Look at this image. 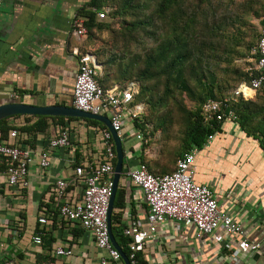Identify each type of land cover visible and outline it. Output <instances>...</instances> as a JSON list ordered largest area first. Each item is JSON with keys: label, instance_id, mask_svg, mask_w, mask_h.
I'll list each match as a JSON object with an SVG mask.
<instances>
[{"label": "crops", "instance_id": "crops-1", "mask_svg": "<svg viewBox=\"0 0 264 264\" xmlns=\"http://www.w3.org/2000/svg\"><path fill=\"white\" fill-rule=\"evenodd\" d=\"M88 1L3 0L0 104L20 101L71 105L78 67L74 51L84 39L73 34L71 21ZM23 115L12 117L9 123L22 126L35 119L28 120ZM48 120L50 124L45 131L34 135L18 131L16 137L19 144L34 154L26 176L27 186L18 188L8 184L9 162L0 157V264H98L105 251L96 246L91 232L58 216L52 190L56 179L65 178L70 181L66 198L70 201L81 198L84 184L81 180L72 181L74 167L103 159L101 129L107 127L99 120L94 123L82 117L65 116L62 122L58 120L60 125ZM222 121L220 129L212 133V139L202 148L196 147L193 179L209 186L220 208L241 224L244 237L260 241L261 247L243 252L238 246L239 236L227 237L219 230L203 235L193 225L168 220L158 225L155 234L144 242L142 254L148 264H264V150L257 135L247 134L235 119L226 117ZM132 123L127 122L122 129L127 128L130 133H123L121 139L123 167L117 186L126 190V204L122 208L113 206L111 215L119 214L122 228L131 221L146 228L147 204L126 172L140 162L147 167L149 164L156 174L171 172L175 165L170 163L171 170L162 172L163 163L168 162L163 148L158 147L155 136L147 138ZM61 128L68 130L71 146L50 148V138ZM45 150L50 165L42 168L37 159ZM200 151L202 173L195 180V160ZM42 205L46 206L48 219L44 225L37 221L44 211ZM38 233L40 244L33 242V235ZM57 246L68 247L71 253L59 256L55 253Z\"/></svg>", "mask_w": 264, "mask_h": 264}, {"label": "built area", "instance_id": "built-area-1", "mask_svg": "<svg viewBox=\"0 0 264 264\" xmlns=\"http://www.w3.org/2000/svg\"><path fill=\"white\" fill-rule=\"evenodd\" d=\"M2 3L3 0H0V6ZM96 15L98 19H104L106 10H97ZM84 20V17L76 15L71 21L72 32L78 38H85L87 34ZM74 53L77 55L78 67L72 86V105L87 112L105 115L122 139L124 125L142 113L144 104H132L134 89L131 85L123 89L119 86L103 89L95 78L98 63L94 54L90 51L81 52L78 48ZM246 61L248 62L245 66L247 81L240 82L229 98L223 101L207 99L202 104L205 122L212 125L211 120L220 122L226 117L235 119L234 111L228 108L229 102L264 86V17L261 20L257 39L249 48ZM101 132L103 159L95 164H79L74 167L72 181L81 180L84 184L81 198L78 201H70L66 198L70 181L65 178L55 180L52 193L57 200L58 216L91 232L96 246L105 251L98 264H124L119 250L110 240L107 223L116 153L111 143V132L107 128L101 129ZM17 134L16 129H10L7 137L2 138L0 135V157L9 162L6 169L8 184L19 188L28 184L26 176L29 166L34 161V154L30 148L18 143ZM212 137L213 134H210L206 141H210ZM48 146L70 147L68 130L61 128L54 137L50 138ZM196 152V147L186 150L177 158L175 168L168 173L153 174L142 162L127 170V177L142 193L148 208L146 228H140L136 221H131L130 225L122 230L125 236L130 237L128 258L131 264L134 263L135 254L144 250V242L155 234L157 226L168 220H175L183 225H193L203 235L219 230L227 237L239 236L241 239L238 246L243 252L255 251L261 247L260 241H250L244 237L241 224L220 208L209 186L194 181L193 162ZM37 160L42 168L50 165L46 150L38 154ZM42 206L44 211L37 217L40 225L48 222L46 206ZM33 242L41 243L39 233L33 235ZM55 253L66 256L71 253V249L57 246ZM6 264L10 263L6 262Z\"/></svg>", "mask_w": 264, "mask_h": 264}, {"label": "trees", "instance_id": "trees-1", "mask_svg": "<svg viewBox=\"0 0 264 264\" xmlns=\"http://www.w3.org/2000/svg\"><path fill=\"white\" fill-rule=\"evenodd\" d=\"M109 0H89L87 6L83 7L79 10V16L85 18L84 25L87 29L86 37L82 40V45L79 47L81 52L90 51L94 54L96 61L99 65H101V69L96 71L95 78L98 84L103 89L111 88L115 82V76L110 72L109 65H114L117 57L120 59L118 53H111L108 56L104 55L100 52H94L95 50H91L89 48L90 44H92V39L97 35V31H101L106 29L109 25L103 21V19L97 18V10L105 9L106 16L110 15L113 19L118 16L120 19V29L118 30L117 34H114L113 38L114 41H120L121 48L127 47L128 45L131 47L133 43H136L138 46L143 44L145 45L144 40H149L150 38L153 40L155 37V33L152 31V24L154 22V17L162 18L165 22L172 23L173 29L172 33L174 34L172 37L173 39H168L159 44H155L154 48L145 50L147 51L140 56L138 52L132 53V56H129L130 59L128 63L125 64L123 60L117 61L118 71L122 75H128L133 73V67L139 62L140 58H142V62L144 63L143 67H141L138 72L137 76L140 77L142 80V85L139 86L138 92L134 93L132 104L138 103H146L147 108L142 111L140 115L132 120V125L137 130L143 132L147 138H153L156 132L161 134L160 139L165 143L167 141V136L165 135L164 129H167L168 123H166V117H161L158 119V123L152 124L150 127L147 122L148 111L150 107L154 108L155 106H164L169 98L171 97V84L174 83H181V87H186V80L181 77L182 70L186 65V61L190 58V50L188 48V39L183 36H180V32H175L174 25L179 27H183L186 29L189 25L188 22L192 21L193 17H189V20L182 23L181 20V13H175L172 11V7L177 4V0H159L154 5L151 4L152 9L150 14H144L142 16H137L136 18L126 19L123 18L124 14H135V10L140 6L145 8L149 7V2L146 3L143 0H120V7L119 9L116 8L110 12L107 9ZM264 8V7H263ZM264 13V9H263ZM138 15V14H137ZM105 19V18H104ZM237 18L233 19L232 21L228 22L231 24H235L238 20ZM205 30L202 32V44H211V48L213 46L212 38L217 35L219 31V26H217L216 22H212L211 25H206ZM210 34V36H209ZM257 39V37H256ZM255 39V41H256ZM251 43L247 49V54L249 48L255 43ZM144 48V47H143ZM210 48V47H209ZM156 49V51H155ZM231 50L221 49L220 53L217 54L216 58L219 61H229V54ZM233 51V50H232ZM245 53L241 54L244 55ZM246 55V54H245ZM127 57V58H129ZM130 62V65H129ZM110 69V70H108ZM225 71V69H222ZM237 77V85L240 82L247 81V74L245 72V66L241 69H237L236 71ZM193 74H195L193 72ZM201 75V74H200ZM197 75V76H200ZM130 76V75H129ZM164 78V90L165 94L156 96L153 94H149L148 89V81L150 79L156 78ZM206 78V80H204ZM204 80V81H203ZM197 81L202 85L201 90L205 92L198 95V105L194 111L186 110L188 115L187 123L185 124L184 131L182 133V144L175 153H177V157L175 158L174 162H171L175 165L177 158L182 156V154L192 148L198 147L202 148L206 142L207 137L212 134L216 129H220V125L222 122H217L215 120H211L212 125L204 121L203 114H202V104L207 99H214V100H221L223 101L225 98H229L231 94L221 93V89L223 88V84L220 81L223 79H218L217 74L215 73L214 69H210L208 74L202 73V79L197 77ZM219 81V83H218ZM131 82V80L126 79L119 82L118 86L120 88H125ZM144 103V104H145ZM72 105V102H71ZM73 106V105H72ZM228 108L232 109L236 115L235 121L239 123V125L244 128L245 132L249 135H257L259 145L261 149L264 150V86L259 89H255L251 91L247 95L238 96L235 101L231 100L228 104ZM21 114H16L12 116L5 117L0 120V135L2 138H5L7 133L10 129H17L19 133H27L35 134L38 131H45L49 126V118L52 122L59 123L62 122V119L65 116H50V115H26L24 114L28 120L35 118L33 122H28L22 126H15L10 124V119L12 117H18ZM68 119H72L75 117H67ZM88 121L99 123L96 120L88 119ZM166 123V124H165ZM62 124V123H61ZM60 125V123H59ZM149 126V127H148ZM164 135V136H162ZM149 141V140H148ZM111 143L115 151L114 143L111 138ZM170 153V151L168 152ZM168 159V157H167ZM5 160V159H4ZM116 159L114 160V164ZM76 166V165H75ZM6 167V166H5ZM164 167H167L166 165ZM148 169L153 173L154 169H152L148 164ZM162 169V168H161ZM158 172V171H156ZM131 181V180H130ZM126 190L123 187L117 189L114 199L113 206L115 208H122L126 204ZM46 205V204H45ZM111 230L114 235V238L118 245L122 248V250L126 253L127 256H130V249L128 247V242L130 241V237L125 236L123 234V228L120 227V216L119 214L112 213L111 215ZM143 252L138 251L135 254L134 263L133 264H148L147 261L143 257ZM132 260V259H131Z\"/></svg>", "mask_w": 264, "mask_h": 264}, {"label": "rangeland", "instance_id": "rangeland-1", "mask_svg": "<svg viewBox=\"0 0 264 264\" xmlns=\"http://www.w3.org/2000/svg\"><path fill=\"white\" fill-rule=\"evenodd\" d=\"M143 1L145 3L147 1L149 4L152 3V5H154V3L159 0ZM119 7L120 0L108 1L107 9L110 10V12L116 8L119 9ZM149 7L150 8H145L140 6L135 10V14H124L123 18L131 20L137 16H142L147 13L150 14L152 9L151 4ZM263 9V0H177V4L172 7L173 12H177L178 14L181 13L182 23L188 21L189 17H193V19L188 22L189 25L186 29H183V27L181 29V27L174 25L176 26L174 29L175 32H180V36L188 39L190 58L186 61L181 76L186 80V87L182 88L180 82L171 84V94L169 95L173 98H169L164 106L157 105L154 108H148L149 115L147 117V122L150 127L152 124L158 123V119L161 117H166V123H168L169 126L167 129H164L165 135L168 138L165 143H162L164 141L160 139V133L156 132L152 135L153 137L155 136L154 139L156 138L158 147L163 148V153L166 154V158L168 157V162L165 161L162 165V172L166 171L168 168L171 170L170 163L174 162L177 157V153H175V151L173 152V150H177L182 144V133L188 120V115L185 111H194L198 105V95L201 94V91L202 93L205 92L201 90L202 85L197 81V77L202 79V73L208 74L210 69H214L217 78L223 79V81H220V83L223 84L221 93H233V89L237 86L238 82L236 71L237 69L243 68L248 63L246 61L247 49L258 35L259 26L264 16ZM235 18L238 20L235 24L228 23ZM103 21L109 26L104 30L97 31V35L92 39L93 41H91L92 44H90L89 48L95 50L94 52L103 53L105 56H108L110 52H117L122 58L119 59L117 57L115 64L109 65L111 70L108 69L115 76L113 86H118L120 84L119 82L122 80L129 79L131 82L127 86L131 85L134 89V93H137L139 86H143L142 80L137 76L138 70L144 66L142 62L143 57H139V62L133 67V73L128 75L119 73L117 61L123 60L126 64L130 59L129 56H132V53L138 52L140 56L143 53L145 55L147 52L145 50L154 48L155 44L173 39V24L171 22H165L162 18L154 17L151 28L155 33L153 40L151 38L149 40H144L145 45L141 44L138 46L136 43H133L131 47L128 45L127 47L121 48L122 43L112 39L114 34H117L120 29V19H118V16L113 19L108 15ZM213 21L219 26V31L216 36L211 37L214 46L211 48V44H202V32L205 30V26L211 25ZM221 49L231 50L229 54V63L228 60L219 61V59L216 58ZM243 53L246 55H241ZM221 68L225 69V71H222ZM100 69L101 65H99L98 70ZM193 72L195 74H193ZM204 80H206V78ZM148 84L149 90L147 91L149 94L159 96L166 93L164 90L163 77L150 79ZM144 106L146 109L147 104L145 103ZM123 133L128 135L130 131L126 128ZM150 143H152V141ZM169 151L170 153H168ZM201 151L197 154L195 160V180H197L202 173V163H200L202 157ZM165 165L167 167H164Z\"/></svg>", "mask_w": 264, "mask_h": 264}, {"label": "water", "instance_id": "water-1", "mask_svg": "<svg viewBox=\"0 0 264 264\" xmlns=\"http://www.w3.org/2000/svg\"><path fill=\"white\" fill-rule=\"evenodd\" d=\"M16 114H26V115H50V116H72V117H82L88 119H95L103 122L106 127L111 132V136L114 141L115 151H116V163L114 167V176H113V188L111 197L108 204V213H107V223L110 232V240L112 244L119 250L122 260L124 264H131L128 256L122 250V248L116 242L114 235L111 230V212L113 208L114 197L116 193V189L118 186V180L120 174L122 173L123 167V148H122V140L116 133V131L111 126L110 120L100 114H94L91 112H87L81 109H78L71 105H60V104H47V105H35L26 102L20 101H7L5 103L0 104V120L16 115Z\"/></svg>", "mask_w": 264, "mask_h": 264}]
</instances>
